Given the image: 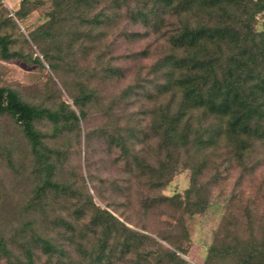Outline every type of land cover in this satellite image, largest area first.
Masks as SVG:
<instances>
[{"label": "rangeland", "instance_id": "374dc122", "mask_svg": "<svg viewBox=\"0 0 264 264\" xmlns=\"http://www.w3.org/2000/svg\"><path fill=\"white\" fill-rule=\"evenodd\" d=\"M51 1L0 0V86L37 107L64 101L78 113L77 99L86 115L77 124L35 121L57 154L50 177L59 183L38 195L46 171L20 125L0 114V237L11 253L0 252V264L8 257L23 264L24 247L36 264H181L167 251L184 264H205L216 240H264V144L245 163L229 161L220 143L192 151L183 165V151L160 145L157 114L149 112L162 81V37L144 34L111 0L58 15L50 14ZM99 11L103 20L91 21ZM253 26L264 28V13ZM168 155L176 161L163 183L154 171L171 163ZM39 238L57 250L44 253Z\"/></svg>", "mask_w": 264, "mask_h": 264}, {"label": "trees", "instance_id": "16d2710c", "mask_svg": "<svg viewBox=\"0 0 264 264\" xmlns=\"http://www.w3.org/2000/svg\"><path fill=\"white\" fill-rule=\"evenodd\" d=\"M111 1L116 8L123 5L132 23L143 25L144 34L164 41L163 55L157 62L162 76L156 90L158 101L149 111L157 114L160 145L171 147L176 156L183 151L185 166L193 160L192 151H206L220 143L229 161L245 163L244 158L256 144H264V28L256 30L253 26L256 15L264 13V0ZM80 2L90 9L99 0H52L50 14L67 12ZM102 17L104 13L99 11L90 20L97 22ZM130 35L139 34L132 31ZM0 45L6 50L4 42ZM72 102L78 113L64 101L53 109L37 107L21 100L14 90L0 86V114L10 115L20 125L40 167L46 171L38 195L45 186L57 188L59 183L50 177L57 154L44 145L35 121L46 118L57 126L72 119L77 124L86 111L79 100ZM109 137L122 140L120 135ZM172 156L168 155L171 163L166 158L158 164L153 178L159 177L163 183L169 179L176 161ZM141 161L135 159L138 166H149L145 159ZM203 165L200 159L196 167ZM37 241L48 255L57 250L47 239ZM0 252L5 257L11 254L1 237ZM23 253V264H36L33 250L24 247ZM165 255L185 263L173 251ZM227 262L264 264V240L257 241L251 234L235 238L232 243L216 240L208 248L205 264Z\"/></svg>", "mask_w": 264, "mask_h": 264}]
</instances>
